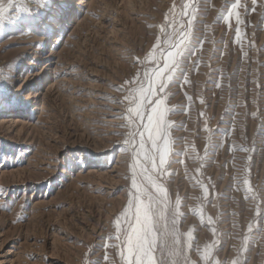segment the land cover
<instances>
[{
	"label": "rangeland",
	"instance_id": "obj_1",
	"mask_svg": "<svg viewBox=\"0 0 264 264\" xmlns=\"http://www.w3.org/2000/svg\"><path fill=\"white\" fill-rule=\"evenodd\" d=\"M233 3L75 0L49 43L32 26L44 14L36 0H0V74L25 100L0 109V264H125L114 220L134 162L138 186L162 182L170 213L180 198L167 264H264V0H240L239 24ZM185 30L160 94L171 162L157 176L150 142L125 143L135 131L126 82Z\"/></svg>",
	"mask_w": 264,
	"mask_h": 264
},
{
	"label": "snow or ice",
	"instance_id": "obj_2",
	"mask_svg": "<svg viewBox=\"0 0 264 264\" xmlns=\"http://www.w3.org/2000/svg\"><path fill=\"white\" fill-rule=\"evenodd\" d=\"M36 2L40 8L39 12L43 11L44 14L32 18V26L51 43L55 40L66 19L73 14L75 0H36ZM240 6V0H235V3L231 5L232 11L227 14L229 22L235 15L236 23H240V15L237 10ZM187 7L193 6L187 5ZM4 15L5 9L0 8V20L4 19ZM192 18L193 20L195 18L194 12ZM191 23L190 20L189 26ZM189 35V32L185 30L183 35L171 45V49L174 50L166 49L165 52L160 53L163 59L154 60V66L150 72L145 71L142 75L137 74L134 81L126 82L129 89L125 100L131 98L130 104L135 105V107L127 109V119L135 125V131L130 134L131 139L126 140L125 143H131L132 140L139 137L138 147L143 151L145 144L150 142V155L146 159L152 161L151 167L156 170L155 175L157 176H162L166 171V166L171 162L168 159L169 128L166 122V110L162 107L164 100L160 94L164 93L167 83L173 80V74L181 66V59ZM237 37L239 38V29H237ZM159 46L158 41L154 49L158 50ZM149 55L154 56L155 52ZM9 78L0 74V81H3L0 83V109L22 107L25 104L21 93H14L11 88L7 87ZM145 85L147 86L145 87ZM136 91H139L142 97L139 104L135 99ZM150 97H154L151 104H149ZM142 107H151L150 113L142 112ZM145 133H147V137H145ZM136 155L139 156V152ZM132 167L131 186L133 191L130 193L125 210L114 220L115 239L120 241L121 259L125 260V264H167L164 257L165 250L169 247L175 248L181 243L175 219L180 198L177 196L170 213V197L162 182H157L149 176L150 186L140 187L136 179L135 162ZM143 171L147 172L148 169L145 168ZM244 182L248 183L247 180ZM0 193H3V189H0ZM191 239V233H188V247H191ZM125 247L126 252L124 251ZM205 258H207V252Z\"/></svg>",
	"mask_w": 264,
	"mask_h": 264
}]
</instances>
